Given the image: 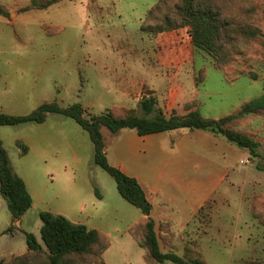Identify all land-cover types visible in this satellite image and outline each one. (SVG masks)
I'll return each mask as SVG.
<instances>
[{"label": "rangeland", "instance_id": "1", "mask_svg": "<svg viewBox=\"0 0 264 264\" xmlns=\"http://www.w3.org/2000/svg\"><path fill=\"white\" fill-rule=\"evenodd\" d=\"M226 1L227 15L235 21L246 17L250 1L258 2L257 25L264 33V0ZM157 2L64 0L46 10L23 13L21 9L31 0H0L11 12L10 18L0 15V75L8 78V100L22 96L39 104L58 99L63 100V106L80 102L89 114L133 105L143 115L137 100L154 94L161 106L171 98L175 106L197 99L206 115H221L263 94L264 48L260 44L237 57L233 69L242 74L235 75L233 80L241 77L231 84L225 72L214 66L213 58L192 45L185 29L162 33L142 29ZM195 70L207 74V81L199 86L193 82ZM132 83L139 86L129 90ZM3 89L0 86V93ZM239 127L252 132L262 143L261 155L245 154L250 163L237 165L230 180L234 184L224 186L206 215L201 216V250L208 264H241L246 259L264 264V223L260 221L264 219V205L251 200L264 197V116L248 115ZM26 129L23 125L3 127L13 142L9 141L7 148L16 167L19 158L13 139L26 133ZM105 135L107 139L112 137L107 129ZM94 153V145H90L83 166L72 165L67 174L52 171L49 164L35 157L36 178L54 198L55 206L66 204L76 211L80 206L86 208L83 215L77 211L75 219L105 229L112 222L121 231L128 223L119 217L122 204L125 213L131 209L143 215L121 196L115 179L95 163ZM252 205L262 218L252 214ZM87 215L91 218L87 219ZM18 224L14 223L12 233H3L12 225V217L0 193V259L10 260L27 251L24 231L33 233L43 244L42 220L34 206Z\"/></svg>", "mask_w": 264, "mask_h": 264}, {"label": "trees", "instance_id": "2", "mask_svg": "<svg viewBox=\"0 0 264 264\" xmlns=\"http://www.w3.org/2000/svg\"><path fill=\"white\" fill-rule=\"evenodd\" d=\"M64 0H31L29 6L23 7V13L34 10H46ZM260 4L251 2L246 10V17L235 21L228 17L226 0H158L149 10L142 29L147 33L176 32L185 29L191 38L192 45L213 58V64L233 80L237 72L233 69L237 57L246 54L252 45L260 44L264 48V33L257 25ZM0 15L10 18V9L0 3ZM204 77L201 70L200 78ZM250 77L257 79L256 75ZM200 80V79H199ZM158 97L150 95L140 101L143 115L136 109L111 107L99 114H89L80 102L61 106L57 101L44 102L27 115H13L0 110V126H15L26 123H44L50 114H59L74 119L88 134L94 144L95 163L109 173L116 181L121 196L131 205L148 216L143 225L142 234L134 235L145 250L148 264H208L199 250L198 240H190L182 253L174 249H163L164 237L156 229L155 220L151 217L153 205L148 199L139 181L126 175L120 168L109 162V139L107 129L112 135L123 129L135 130L139 135L171 132L179 129L205 130L225 137L228 141L248 150L251 155L259 157L262 143L254 134L240 128V123L247 115L264 116V93L253 100L246 101L241 108L219 119L205 117L198 109L196 100L186 104L188 112L181 116L173 111L165 114L158 108ZM22 153L27 148L20 144ZM101 197L98 188L95 189ZM0 193L6 201L12 217V225L3 233L14 231V223L20 221L33 207V198L25 181L15 171L9 153L0 137ZM254 201L264 205V197H254ZM211 202L205 205L198 217L205 216ZM252 214L262 218L252 205ZM42 227L41 239L24 231L28 249L24 254L10 260L0 259V264H106L105 251L111 241L103 233L84 224H76L63 215L50 211L40 212ZM264 223V219L260 220ZM241 264H258L257 259H246Z\"/></svg>", "mask_w": 264, "mask_h": 264}, {"label": "crops", "instance_id": "3", "mask_svg": "<svg viewBox=\"0 0 264 264\" xmlns=\"http://www.w3.org/2000/svg\"><path fill=\"white\" fill-rule=\"evenodd\" d=\"M200 72L201 70L199 72L195 70L192 73L196 86L205 83L208 79L204 72L201 80ZM240 77L229 81L226 75V80L234 84ZM7 84L8 78L0 75V86L4 87L0 93V110L5 113L27 115L42 103L54 101L52 99L37 104L29 97L22 96L8 100L5 93ZM135 85L139 86L132 83L129 84L128 89L134 90ZM168 98L170 99V97L166 99ZM55 100L59 102L58 99ZM141 100L143 98L137 100L138 103ZM193 100L198 101L191 99L179 106L173 104L172 98L166 106L159 105L158 100V108H161L160 110L165 114L176 111L178 115L183 116L188 112L186 104ZM126 108L135 109V106ZM198 109L205 117L214 119L230 114L206 115L201 103ZM56 115L58 114H50L44 123L21 124L27 127V131L13 139L18 153L15 155L19 158L16 162L17 167L13 161V154L7 148L10 141L9 137H6L8 132L3 130L4 126H0V137L15 171L25 181L33 198L34 209L39 214L42 211H50L63 215L73 223L84 224L103 233L111 241V246L104 253L106 264H148L145 260V250L134 236L142 234L148 216L142 212L143 216L137 215L138 212L131 209L125 213V204H122L123 212L119 217L128 221L126 229L120 231L112 222L110 228L106 229L101 225H89L81 219H75L77 211L82 215L86 212L85 207L80 206L77 211L75 207L66 204L57 207L54 205V198L40 187L35 175L38 169L36 162L34 163L35 157L40 158L44 165L49 164L52 171L67 174L70 166L78 168L83 166L88 158L90 145H94L88 132L77 122H73L75 120ZM10 142L13 144L12 140ZM108 142L111 165L120 168L126 175L136 178L152 203L151 217L155 220L156 229L160 231L162 228L163 249H174L182 253L190 240L197 239L199 250L203 253L200 225L204 218L198 217L199 213L207 203L214 201L216 194L224 186L230 187L234 184L230 181L231 177L235 174L237 165L243 164L242 161L250 160L244 158L249 151L221 135L200 129H179L145 136L139 135L132 129H123L118 134L112 135ZM19 143L27 148L26 153H22ZM86 218H91V215H87ZM15 224L19 225L18 221ZM115 233L117 237H114Z\"/></svg>", "mask_w": 264, "mask_h": 264}, {"label": "built area", "instance_id": "4", "mask_svg": "<svg viewBox=\"0 0 264 264\" xmlns=\"http://www.w3.org/2000/svg\"><path fill=\"white\" fill-rule=\"evenodd\" d=\"M243 164L250 163V160L242 161Z\"/></svg>", "mask_w": 264, "mask_h": 264}]
</instances>
